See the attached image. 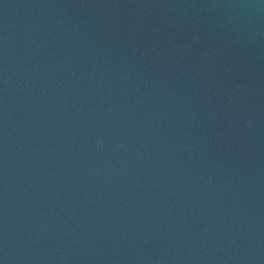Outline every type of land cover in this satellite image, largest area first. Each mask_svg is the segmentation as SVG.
Here are the masks:
<instances>
[{"label": "water", "instance_id": "1", "mask_svg": "<svg viewBox=\"0 0 264 264\" xmlns=\"http://www.w3.org/2000/svg\"><path fill=\"white\" fill-rule=\"evenodd\" d=\"M0 264H264V0H0Z\"/></svg>", "mask_w": 264, "mask_h": 264}]
</instances>
